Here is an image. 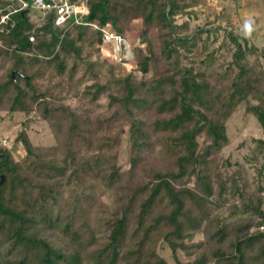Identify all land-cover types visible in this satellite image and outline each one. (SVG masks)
<instances>
[{
    "label": "trees",
    "instance_id": "trees-1",
    "mask_svg": "<svg viewBox=\"0 0 264 264\" xmlns=\"http://www.w3.org/2000/svg\"><path fill=\"white\" fill-rule=\"evenodd\" d=\"M201 1L86 0V22L125 36L140 21V76L117 75L112 46L96 35L90 60L87 25H57L52 11L12 15L13 27L0 32V113L25 118L13 146L0 142V264H264V137L253 140L260 167L251 191L222 159L229 119L241 106L264 136V48L228 31L232 62L210 70L202 29L177 22L196 17ZM12 3L0 0V8ZM103 95L106 115L67 102ZM34 114L55 143L32 141ZM122 125L127 168L119 163ZM100 186L113 191V205L100 200ZM199 233L205 237L195 240Z\"/></svg>",
    "mask_w": 264,
    "mask_h": 264
},
{
    "label": "rangeland",
    "instance_id": "rangeland-1",
    "mask_svg": "<svg viewBox=\"0 0 264 264\" xmlns=\"http://www.w3.org/2000/svg\"><path fill=\"white\" fill-rule=\"evenodd\" d=\"M195 10L197 11L196 17L178 16L177 22L181 24L185 20H188L190 25L189 31L202 29V41L207 43L206 54L213 52V62L209 67L210 70L215 69L218 72H224L232 62L234 46L226 38V32L228 31H241L249 42L256 45L259 50L264 48V0H204L200 2ZM32 12L38 13V11ZM223 15L230 16L231 19H226ZM140 28V21H136L134 30L125 35L132 51L130 60L125 61L124 64V61H119L115 57H109L110 61L115 64L117 75H123L133 70L137 76H140V72L137 70V55L135 56V50L139 48L143 49L144 46L139 37ZM90 30V35L87 36L90 41L84 40V52L90 60H94L96 58L95 48L98 45L96 42H94V45L91 44L93 42L91 37L96 35V39H98L100 36L92 28ZM151 38L155 43L156 49H159V40L156 35L151 34ZM105 54L108 55V53ZM199 55L195 57V60L200 56L204 57V55ZM261 62L264 66V56L261 57ZM104 73L106 74L105 70ZM86 83H90L88 79ZM84 86L82 85V88ZM67 102L79 113L86 112L84 110L86 107L89 108L87 110H91L93 116L110 113L106 95H103L95 103L83 100L79 96L72 97ZM24 118L25 114L23 113H16L13 117L7 115L6 112L0 113V142L2 144L7 147L13 146ZM121 128L123 129V139L119 150V163L124 168H127L129 166L128 125H122ZM28 131L30 138L35 144L50 145L55 143V138L49 124L38 115L34 114V122H32ZM228 135L230 143L223 149L222 159H229L231 166L225 171L229 173L238 172L240 182L246 181L250 185L248 190L251 191L259 181L257 168L260 167V164L254 163L251 158L253 156L254 138L264 137L261 125L254 115L245 111L243 105L229 119ZM262 180L264 181V177ZM98 189L100 200L104 204L113 205L115 202L113 191L104 186H100ZM204 237L203 233H199L195 236V240H200ZM160 251L170 261H173L171 251L166 244L161 246ZM183 258L185 257L183 256Z\"/></svg>",
    "mask_w": 264,
    "mask_h": 264
},
{
    "label": "built area",
    "instance_id": "built-area-1",
    "mask_svg": "<svg viewBox=\"0 0 264 264\" xmlns=\"http://www.w3.org/2000/svg\"><path fill=\"white\" fill-rule=\"evenodd\" d=\"M13 3L0 8V32H8L14 25L12 15L25 9L31 11H39L43 16L49 12L56 13V24L63 25L70 20H74L76 24H83L91 27L98 32L103 42L112 46L114 56L119 61L130 60L131 47L127 38L115 31H111L99 26L93 22H86L83 16L88 14L89 9L86 5V0H11ZM35 21L39 22L40 17L35 16ZM34 40V36L30 37Z\"/></svg>",
    "mask_w": 264,
    "mask_h": 264
},
{
    "label": "water",
    "instance_id": "water-1",
    "mask_svg": "<svg viewBox=\"0 0 264 264\" xmlns=\"http://www.w3.org/2000/svg\"><path fill=\"white\" fill-rule=\"evenodd\" d=\"M13 77H14V74H13ZM4 180H5V175L2 174V175H1V182H0V183L2 184V183L4 182Z\"/></svg>",
    "mask_w": 264,
    "mask_h": 264
}]
</instances>
